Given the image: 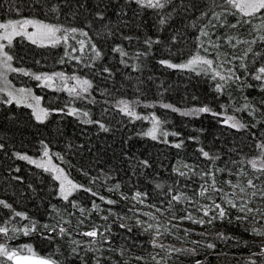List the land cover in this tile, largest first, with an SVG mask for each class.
Here are the masks:
<instances>
[{"label":"trees","instance_id":"trees-1","mask_svg":"<svg viewBox=\"0 0 264 264\" xmlns=\"http://www.w3.org/2000/svg\"><path fill=\"white\" fill-rule=\"evenodd\" d=\"M161 3L0 0V22L41 21L61 37L78 30L67 42L21 40L13 50L26 73L11 78L38 94L45 116L0 97V201L10 205H0V244L9 250L57 264H264V80L254 78L264 67V9L243 16L225 0ZM197 55L213 68L161 63ZM29 72L65 77L43 85ZM202 107L210 111L193 112ZM43 155L76 185L67 199L52 172L29 162Z\"/></svg>","mask_w":264,"mask_h":264},{"label":"snow or ice","instance_id":"snow-or-ice-1","mask_svg":"<svg viewBox=\"0 0 264 264\" xmlns=\"http://www.w3.org/2000/svg\"><path fill=\"white\" fill-rule=\"evenodd\" d=\"M137 2L138 3H142V6H147V7H151V8H163L164 7V3H161V0H147L146 4L143 2V0H137ZM165 2H166V0H165ZM225 2L231 8H234L237 11H239L243 16H253L257 12H259L261 9H264V0H225ZM161 23H164V20H161ZM27 25H31L34 28H36L38 30V33H39L40 37L50 40V42L52 44L59 43L61 39H63L65 42H67V38H68L69 32L70 33H76L78 31L76 28H72L70 30L69 29H65V30H63L64 35L61 37V36H57V33H60L62 31V29L60 27L54 26V25H49V24H44L42 22L33 21V20H24L22 22H15L14 27H16V28H24ZM9 26H12V22H10L9 25L0 24V28H7ZM233 27H235V25H233ZM14 34L20 35L21 32L17 31ZM24 34H27V33H24ZM80 34L81 35H86V33L82 32V31H81ZM201 34L202 35H206V33H203V32ZM36 35H37V33H33V34L29 35L28 38L32 40V43H37V39L34 38ZM0 38L7 39L9 41V43H11V37L10 36L5 35V36L0 37ZM81 47H83V42H81ZM3 49H4V45L0 44V54H2L4 56L5 63H6L7 61H10L12 59V57L10 55H8L6 52H4ZM116 50L119 51V49H116ZM93 51H96L95 50V46H93ZM96 55L99 56L100 53L98 51H96ZM161 63L162 64H166L170 68H193L194 69L196 66H199V65L207 66L206 69H205L206 71L213 68V61L212 60H209V59L204 58V57H200L198 55L196 57H194L193 59H190L186 64L174 65V64L169 63L168 61H161ZM11 70L12 71H16L15 69H11ZM258 73L259 74H257L254 78L256 80H264V67H261L258 70ZM56 75L57 76H62V74H59V73L56 74ZM215 75L220 76L221 80H226V77H224L223 75H220L219 72H217ZM35 78L37 80H42V79L43 80H50L51 79V77H47V76H45V77L36 76ZM73 79H76V78L73 77ZM237 79H239V77H237ZM78 83H80V84H82L84 86V87L81 88V91H85L86 92L87 91V87H90L89 82L87 80L78 81ZM221 87H222V85H217V89L218 90ZM75 90H76L75 88L69 89V91H75ZM20 91L23 92L24 90L21 89ZM9 96H11V93H9ZM11 102H12V100L10 99L8 101V103H11ZM17 102L19 103V101H17ZM163 106L165 108L171 107V105H163ZM175 110L176 109H173V111H175ZM196 111L204 113V112H209L210 109L207 108V107H202V108H199L197 110H193V112H196ZM182 114L183 115H190V114H193V113L184 112ZM37 119H39V117H37ZM229 119H231V118H229ZM225 123H228V121H225ZM229 126L233 127V128H237V129L243 127V125L239 124V122H236V121H233L231 124H229ZM101 127L103 128V125H101ZM154 132H155V126H154L153 131L148 133V135H151L153 139H156V136H155ZM176 147H180V145L177 144ZM259 147L264 148V145H259ZM45 154H47V153H45ZM203 155L205 157H208L209 153L203 152ZM19 158L20 159H24V160H28L29 159L27 156H20ZM29 162L30 163H35V161H31V160H29ZM249 163H251L253 168H257L256 161L253 160V161H250ZM37 166L39 167L40 165H37ZM260 168H261V170H264V164H261ZM54 178L57 179V180L61 179L60 176H56ZM69 183H71V182L69 181ZM248 183H249V186H253L251 180H249ZM72 187L75 188L76 185H72ZM206 191H208V189H204L200 194L203 195L204 192H206ZM212 191H219V190L215 189L213 187ZM68 194L69 193H66L65 190H64L63 181H61V195L63 196L64 199H67ZM137 195H139V194H137ZM262 195H264V193H262ZM173 199L174 200H178L179 197L173 196ZM110 203H111V201H110ZM228 203L231 204L232 207H238L232 201H229ZM0 205H3L5 208L10 207V205L6 204L4 201H0ZM239 207H240L241 211L245 210L244 206H239ZM215 208L219 210L217 218L223 219L226 216V212H225L224 208L220 204H215ZM247 211L251 212L252 209H247ZM16 215L17 216H22L21 213H16ZM204 215L207 216L208 215V211H205ZM187 218L188 219H192L191 215H189ZM243 218H246V217H237L238 220L239 219H243ZM193 222L194 223L203 224L205 221H203V220H199V221L194 220ZM208 223H211V221H208ZM122 227H123V225H122ZM148 227L151 228L152 226L149 225ZM7 231L8 230L6 228L0 227V233H5L6 234ZM29 231H30V229H25L24 230L26 235L28 234ZM60 232L64 233L65 229L64 228H60ZM262 234H264V233H262ZM83 235L95 238L98 235V232L93 230V231L85 232V233H83ZM153 246L154 247L157 246L156 242H155V239L153 240ZM207 246L209 248L214 247V245H212V244H208ZM29 251H31L30 248H29ZM175 251H181V250L180 249H176ZM259 255L264 256V248H262V251L259 253ZM0 257H4V258H6L9 261H15L16 264H19V261L21 259H23L22 257L18 258L16 251H11L5 245H2V244H0ZM138 259H142V258H138ZM153 259L155 260V257H153ZM0 264H3V261H0ZM29 264H50V261H48L46 259H43V258H37V260L29 262ZM156 264H160V262L157 261ZM197 264H200V262L197 261ZM252 264H256V262L252 261Z\"/></svg>","mask_w":264,"mask_h":264},{"label":"rangeland","instance_id":"rangeland-1","mask_svg":"<svg viewBox=\"0 0 264 264\" xmlns=\"http://www.w3.org/2000/svg\"><path fill=\"white\" fill-rule=\"evenodd\" d=\"M24 20H32V19H24ZM24 20H8V21H1L0 24L3 25H9L10 22H12V26H9L7 28H0V37H3L5 35L10 36L11 37V43H9V41L7 39H2L0 38V44L4 45V49L3 51L6 52L8 55H10L13 58V50L15 48L16 45H19L21 40H27L28 42H32L31 39H29V35L33 34V33H37V35L34 37L35 39H37V45H46V44H51L50 40L46 39V38H42L40 37L38 30L36 28H34L31 25H27L24 28H16L14 27L15 22H22ZM36 21V20H33ZM41 22V21H39ZM44 23V22H42ZM44 24H48V23H44ZM50 25V24H49ZM21 32L20 35H16L14 34L15 32ZM27 33V34H24ZM16 38H20L19 40H15ZM10 66V67H9ZM11 69H15L16 71H12ZM26 71L24 72V69L21 67H17L14 66L12 63V59L10 61H7L5 63V58L2 54H0V97H4L5 99H7L6 96H8L11 99H14L15 101H19V103H29L31 106V111L35 114V116L42 118L45 116V109L40 101V97L38 96V94L36 93H30L28 87H26L25 85L19 84L18 82H20L19 78H24ZM56 74L58 73H35V74H30V72L28 73V76H31V78H35L36 76H41V77H51L50 80H36L43 85H56V83L60 82L62 79L64 80L63 77H65L64 74H62V76H57ZM17 76V77H15ZM11 77L17 78L16 80L18 82H16L14 79L12 80ZM9 82L11 85H9ZM66 83L68 84H76L77 82L75 80V82L68 76L66 78ZM65 83V86H66ZM14 87V88H13ZM23 89L24 91L21 92L20 90ZM9 93H11V96H9ZM8 100V99H7ZM31 161H35V165H40L39 168L44 169V170H48L50 172H52V174L56 177V176H60L61 179L58 180L59 184H60V189H61V181H63V185H64V190L65 192L72 190V183H69V179L66 176L65 172L63 171L62 168H60L58 165H56L51 159H49L48 157H38V158H31ZM264 164V163H263ZM38 167V166H37Z\"/></svg>","mask_w":264,"mask_h":264},{"label":"water","instance_id":"water-1","mask_svg":"<svg viewBox=\"0 0 264 264\" xmlns=\"http://www.w3.org/2000/svg\"><path fill=\"white\" fill-rule=\"evenodd\" d=\"M17 256H18V258H20V257L23 258L19 261V264H29V262L35 261V260H37V258L46 259V260L50 261V264H57L52 259H50L49 257L44 256V255L32 254V253H17ZM11 262H12V264H16L15 261H11Z\"/></svg>","mask_w":264,"mask_h":264}]
</instances>
